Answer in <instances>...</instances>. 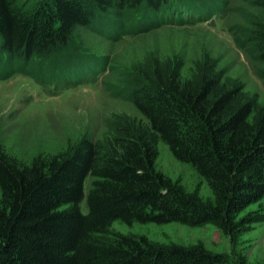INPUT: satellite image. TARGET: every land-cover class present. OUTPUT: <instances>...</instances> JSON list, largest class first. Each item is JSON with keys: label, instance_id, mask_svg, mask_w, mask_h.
<instances>
[{"label": "trees", "instance_id": "1", "mask_svg": "<svg viewBox=\"0 0 264 264\" xmlns=\"http://www.w3.org/2000/svg\"><path fill=\"white\" fill-rule=\"evenodd\" d=\"M254 1L264 9V0ZM137 4L171 19L201 11L206 20L218 12L207 2L196 6V0H0V54L13 70L24 72V64L39 70L47 59L71 57L78 28L100 20L98 13ZM252 42L264 57V26L253 30ZM135 74L130 100L144 122L112 115L102 138L83 135L65 152L29 165L0 147V264L226 263L225 255L202 244L154 246L109 228L114 221L209 224L231 236L238 213L264 197V108L206 61L186 80L179 64L157 60H147ZM159 140L205 179L212 204L155 170Z\"/></svg>", "mask_w": 264, "mask_h": 264}, {"label": "rangeland", "instance_id": "2", "mask_svg": "<svg viewBox=\"0 0 264 264\" xmlns=\"http://www.w3.org/2000/svg\"><path fill=\"white\" fill-rule=\"evenodd\" d=\"M200 1L196 0L200 3L196 6L207 2L218 12L211 11L214 15L206 20L201 11L171 19L148 5L143 10L140 4L121 10L112 7L109 15L98 13L102 18H94L92 26L78 28L71 57L47 59L39 70L27 64L21 66L24 72L13 70L7 67L6 54H0L1 149L29 165L37 157L65 152L83 135L93 140L102 138L112 115L144 122L131 103L129 85L147 60L168 62L172 67L179 64L182 80L191 76L197 63H213L216 71L241 84L245 93L264 108V57L252 42L253 30L264 26V9L254 0ZM189 18L195 19H191L193 23H187ZM160 19L162 22L156 24ZM118 25L123 30L116 38L121 29ZM39 61L34 63L41 65ZM155 170L201 203H213L205 179L192 166L177 161L161 140L157 142ZM91 180L86 179V189ZM80 207L85 214L84 201ZM239 220L231 236L209 224L189 227L176 222L127 225L114 221L109 230L146 238L154 246L202 244L211 253L225 255V264H240L241 258L245 264H263L264 197L238 213Z\"/></svg>", "mask_w": 264, "mask_h": 264}, {"label": "bare ground", "instance_id": "3", "mask_svg": "<svg viewBox=\"0 0 264 264\" xmlns=\"http://www.w3.org/2000/svg\"><path fill=\"white\" fill-rule=\"evenodd\" d=\"M203 6H206V5H203Z\"/></svg>", "mask_w": 264, "mask_h": 264}]
</instances>
